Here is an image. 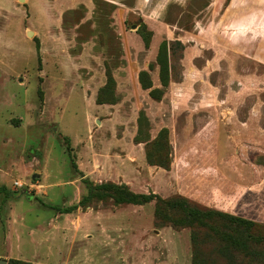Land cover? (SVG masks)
Here are the masks:
<instances>
[{
    "label": "rangeland",
    "instance_id": "1",
    "mask_svg": "<svg viewBox=\"0 0 264 264\" xmlns=\"http://www.w3.org/2000/svg\"><path fill=\"white\" fill-rule=\"evenodd\" d=\"M88 183L264 235V0H0V260L192 264L154 202L56 209ZM198 229L199 264H234Z\"/></svg>",
    "mask_w": 264,
    "mask_h": 264
},
{
    "label": "trees",
    "instance_id": "2",
    "mask_svg": "<svg viewBox=\"0 0 264 264\" xmlns=\"http://www.w3.org/2000/svg\"><path fill=\"white\" fill-rule=\"evenodd\" d=\"M68 151L71 157L70 148ZM71 165L74 169L77 168L73 161ZM2 193L5 197L8 196L5 187H0V194ZM94 200H111L114 205H143L154 202L157 218L166 219V222L175 228L187 226L192 229V264L200 263L196 242V232L199 226L206 229V233L214 242L215 252L223 259L234 264H242V259L255 264H264V255L258 252V249L264 246V235L259 233L262 225L216 209L191 204L184 197L162 198L155 193H134L123 184L88 183L87 193L76 205L56 209L62 213H70L79 207L88 206ZM174 215H176L175 218H172Z\"/></svg>",
    "mask_w": 264,
    "mask_h": 264
},
{
    "label": "water",
    "instance_id": "3",
    "mask_svg": "<svg viewBox=\"0 0 264 264\" xmlns=\"http://www.w3.org/2000/svg\"><path fill=\"white\" fill-rule=\"evenodd\" d=\"M36 177H37V175H33V176H32L33 179H35ZM0 263H1V264H6L7 262H6V261H1V260H0Z\"/></svg>",
    "mask_w": 264,
    "mask_h": 264
}]
</instances>
